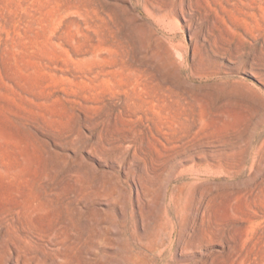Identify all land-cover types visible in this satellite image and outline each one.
<instances>
[{"label": "rangeland", "instance_id": "374dc122", "mask_svg": "<svg viewBox=\"0 0 264 264\" xmlns=\"http://www.w3.org/2000/svg\"><path fill=\"white\" fill-rule=\"evenodd\" d=\"M0 145L47 264H264V0H0Z\"/></svg>", "mask_w": 264, "mask_h": 264}, {"label": "bare ground", "instance_id": "6f19581e", "mask_svg": "<svg viewBox=\"0 0 264 264\" xmlns=\"http://www.w3.org/2000/svg\"><path fill=\"white\" fill-rule=\"evenodd\" d=\"M169 57L171 59H173V57L171 56V54L169 55ZM175 147V146H174ZM5 154V149L4 146L2 147L0 145V188L1 185H8V179L11 177H14L17 173V168L16 165L11 166L9 163H7L5 160H3ZM242 158V156H241ZM5 159V158H4ZM243 159V158H242ZM241 160V159H240ZM9 162V161H8ZM243 162V161H242ZM235 163V162H234ZM233 163V164H234ZM238 163V162H236ZM241 163V162H240ZM12 164V163H11ZM240 165V164H239ZM231 166V165H230ZM235 166V165H234ZM233 166V167H234ZM208 167V166H207ZM202 168V167H201ZM242 168V165H241ZM237 169V168H236ZM204 171V169H203ZM235 171V170H234ZM237 171V170H236ZM17 178V177H16ZM14 181V180H12ZM17 181V180H15ZM110 181V180H109ZM123 181V180H122ZM10 185V184H9ZM14 185V184H13ZM12 185V186H13ZM11 186V187H12ZM15 186V185H14ZM21 186V185H20ZM124 186V185H123ZM9 187V186H8ZM16 187V186H15ZM5 188V187H4ZM7 188V187H6ZM13 188V187H12ZM11 188V189H12ZM17 188V187H16ZM8 189V188H7ZM124 189V188H123ZM146 190H149L147 188H145ZM22 190V189H21ZM125 190V189H124ZM144 190V189H143ZM136 191V190H135ZM8 192V193H7ZM2 191L0 190V264H43L46 263L45 258L50 257L51 259H55V263L56 259L59 257V252L57 254V250L58 248H56V245H58L59 241H60V237L59 233H57L56 229H50L48 227V225L50 226L49 223H51L52 221H48V225L44 224L43 220L41 217H39V215L37 214V211H39V207H36L37 204L36 202L34 203L32 199H35L33 197V194L31 192H29L30 194H32L31 196L33 197L31 199V196L25 194V195H19V194H13V190L12 193H9V191ZM17 192V191H16ZM21 192V191H20ZM18 192V193H20ZM138 192V191H137ZM189 191L187 190V193ZM24 194V192H22ZM21 193V194H22ZM28 193V194H29ZM107 193V192H106ZM105 193V194H106ZM114 194V193H113ZM119 194V193H117ZM139 194V193H138ZM27 195V196H26ZM112 195V194H110ZM128 195V193H127ZM136 195V194H134ZM143 196H145V194H142ZM184 195V193H183ZM132 196V195H131ZM142 196V197H143ZM148 196V195H147ZM146 196V197H147ZM110 197V196H109ZM123 198V197H122ZM140 198V197H139ZM144 199V198H143ZM78 200V199H77ZM36 201V200H35ZM136 201V200H135ZM134 202V201H133ZM139 202V201H138ZM143 203V201H142ZM140 205V204H139ZM139 207V206H138ZM38 208V209H37ZM42 208V207H41ZM40 208V209H41ZM144 209V207H143ZM42 210V209H41ZM42 213V211H40ZM142 214V213H141ZM44 215V214H42ZM41 215V216H42ZM122 215V214H121ZM48 216V215H47ZM137 216V214H136ZM43 217V216H42ZM49 217V216H48ZM122 217V216H121ZM47 217L45 216L44 220ZM139 218V217H138ZM142 218V217H141ZM140 218V219H141ZM49 220V218H48ZM46 222V221H45ZM93 222V221H92ZM141 222V221H140ZM62 224V222H59ZM94 223V222H93ZM53 224V222H52ZM58 224V223H57ZM64 224V222H63ZM56 225V224H55ZM60 226V224H58ZM96 225V224H95ZM121 225V223H120ZM140 225V224H139ZM100 226V225H99ZM98 226V227H99ZM124 226V225H123ZM161 226V225H160ZM51 227V226H50ZM54 227V226H53ZM55 228V227H54ZM60 228V227H59ZM62 228V227H61ZM66 228V227H65ZM58 229V228H57ZM158 229V228H156ZM61 230V229H60ZM94 231V229H93ZM96 231V229H95ZM102 233H104V230L102 229ZM144 231V230H143ZM157 231V230H156ZM160 231V230H159ZM60 232V231H58ZM64 232V230H63ZM69 232V231H67ZM97 232V231H96ZM101 232V231H99ZM158 232V231H157ZM62 233V232H61ZM94 233V232H92ZM146 233V232H145ZM65 234H67L65 232ZM73 234V233H71ZM119 234V233H118ZM61 235V234H60ZM64 235V234H63ZM70 235V234H69ZM97 235V234H96ZM104 235V234H103ZM122 235V234H121ZM158 235V234H157ZM75 236V234H74ZM95 236V235H93ZM159 236V235H158ZM67 237V235H66ZM69 237V236H68ZM67 237V239H69ZM92 237V236H89ZM98 237H102V236H98ZM109 237V236H108ZM154 237L156 238V236L154 235ZM74 238V237H73ZM78 238V237H77ZM76 238V239H77ZM110 238V237H109ZM108 238V239H109ZM146 238V237H145ZM72 239V237H71ZM76 239L72 241L76 242ZM79 239V238H78ZM92 239V238H91ZM149 239V238H148ZM151 239V238H150ZM95 240V239H94ZM93 240V241H94ZM103 240V239H102ZM102 240L100 241V239L97 241V243L102 242ZM110 240V239H109ZM142 240V239H141ZM141 240H139L140 244ZM146 240V239H145ZM64 241V239H63ZM67 241V240H66ZM143 241V240H142ZM147 241V240H146ZM145 241V243H146ZM69 242V241H68ZM105 242V241H104ZM127 242V241H126ZM80 245L83 244L81 242H79ZM86 243V242H85ZM84 243V244H85ZM88 243V241H87ZM91 242H89L90 244ZM95 243V242H94ZM109 243V242H108ZM158 243V242H157ZM65 244V243H64ZM127 244V243H126ZM48 245H53V247L49 248L48 250ZM61 245V244H60ZM70 245V243L68 244V246ZM72 245V244H71ZM78 246V244H76ZM86 245V244H85ZM84 245V246H85ZM94 245V244H93ZM146 244H144L143 246H145ZM63 246V245H62ZM66 246V244H65ZM67 246V247H68ZM87 246H89L87 244ZM92 246V245H91ZM97 247V245H94ZM100 246V245H99ZM55 247V248H54ZM102 247V246H101ZM150 247V246H149ZM61 248V247H60ZM65 248V247H64ZM74 248H78V247H74ZM81 248H84L83 245ZM80 248V249H81ZM90 248V246H89ZM98 248V247H97ZM127 248V247H124ZM123 248V249H124ZM72 249V247H71ZM99 249V248H98ZM60 250V249H59ZM65 250V249H62ZM74 250V249H73ZM84 250V249H83ZM87 250V249H85ZM91 250V248L89 249ZM67 253L70 251L65 250L63 251ZM62 252V251H61ZM60 252V253H61ZM72 252V251H71ZM77 254L80 252H77V250L75 251ZM83 252V251H82ZM85 252V251H84ZM94 252V251H93ZM88 253V252H87ZM66 254V253H65ZM69 254V253H68ZM80 254V253H79ZM90 254V253H89ZM62 255V253H61ZM64 255V254H63ZM62 255V256H63ZM74 255V254H73ZM93 255V254H91ZM82 256V255H81ZM90 256V255H89ZM64 257V256H63ZM61 257V258H63ZM68 257V256H67ZM73 257V256H72ZM80 257V256H79ZM79 257H77V259H79ZM60 258V257H59ZM60 258V260H61ZM69 258V257H68ZM71 258V257H70ZM75 260V257H73ZM82 257H80L81 259ZM85 258V256H84ZM50 259V260H51ZM76 259V260H77ZM127 259V258H126ZM59 260V259H58ZM63 260L65 261L66 259L63 258ZM62 260V263H64V261ZM82 260V259H81ZM52 261V260H51ZM70 261V260H69ZM79 261V260H78ZM84 264H94L91 263V261L86 259L84 260ZM68 262V261H67ZM107 262V261H106ZM81 263V262H80ZM100 263V262H99ZM109 263V262H108ZM47 264V263H46ZM49 264V263H48ZM66 264V263H65ZM77 264V263H76Z\"/></svg>", "mask_w": 264, "mask_h": 264}]
</instances>
